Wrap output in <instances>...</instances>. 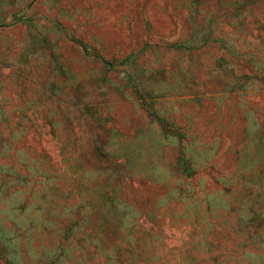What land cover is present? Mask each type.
<instances>
[{
	"label": "rangeland",
	"instance_id": "obj_1",
	"mask_svg": "<svg viewBox=\"0 0 264 264\" xmlns=\"http://www.w3.org/2000/svg\"><path fill=\"white\" fill-rule=\"evenodd\" d=\"M0 264H264V0H0Z\"/></svg>",
	"mask_w": 264,
	"mask_h": 264
}]
</instances>
